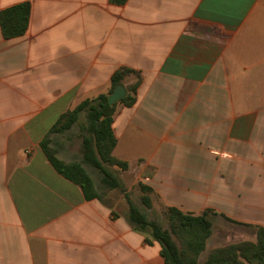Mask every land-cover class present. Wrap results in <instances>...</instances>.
I'll return each instance as SVG.
<instances>
[{
  "label": "crops",
  "instance_id": "obj_1",
  "mask_svg": "<svg viewBox=\"0 0 264 264\" xmlns=\"http://www.w3.org/2000/svg\"><path fill=\"white\" fill-rule=\"evenodd\" d=\"M22 2L26 33L0 25V264H166L124 192L93 178L102 197L87 200L41 148L122 67L135 101L115 102L113 155L129 166L112 170L128 192L142 181L162 209L264 226V0H0V12Z\"/></svg>",
  "mask_w": 264,
  "mask_h": 264
},
{
  "label": "trees",
  "instance_id": "obj_2",
  "mask_svg": "<svg viewBox=\"0 0 264 264\" xmlns=\"http://www.w3.org/2000/svg\"><path fill=\"white\" fill-rule=\"evenodd\" d=\"M127 1L111 0L119 5ZM31 11L30 2H22L3 9L0 12V25L4 37L11 39L24 35L29 27ZM131 73L136 71L129 67H122L115 71L112 75L110 94ZM137 85H131L127 89L134 92ZM108 97V94H101L98 97L86 99L74 109L63 113L41 142L44 154L59 174L81 187L87 200L100 199L102 197L100 189L105 191L117 188L124 191L130 223L134 229L150 233L159 242L166 264H199L200 255L205 251L213 233V221L210 215L214 211L206 210L195 214L175 206H168L164 209L168 219V225L165 226L157 220L150 219L146 212L131 199L123 181L112 170L115 165L124 170L129 165L128 162L113 155L117 144V137L113 130L116 103L110 105ZM121 101L131 105L135 97L129 93ZM83 113L86 115L85 122L81 125L83 162L98 170L101 175L100 189L96 187L92 175L82 163L64 161L58 157L57 151L51 146V135L70 130L80 122ZM139 186L142 203L147 208H151L153 189L143 182H139ZM226 219L254 229L256 241L245 240L215 247L210 250L203 264H264V226Z\"/></svg>",
  "mask_w": 264,
  "mask_h": 264
},
{
  "label": "rangeland",
  "instance_id": "obj_3",
  "mask_svg": "<svg viewBox=\"0 0 264 264\" xmlns=\"http://www.w3.org/2000/svg\"><path fill=\"white\" fill-rule=\"evenodd\" d=\"M85 119L86 115L83 114L80 122L73 126L70 130H66L58 134H52L51 146L57 151L58 157L65 159L66 162L76 161L82 163L100 186L101 175L98 170L83 162V155L81 152L83 132L81 131V125L85 122ZM124 179L127 184L133 181L128 175H125ZM118 192L123 193L124 191L119 189ZM128 193L129 195L131 193V199L142 207L150 219L157 220L165 226L168 225V219L164 214V209H162V204L160 203L158 197H156V200L154 201L155 203L153 202L152 207L147 208L141 201L142 193L139 183H137L131 192ZM218 203L221 204V202ZM210 216L214 224L213 234L208 240L205 251H203L200 255L199 264H203L210 250L215 247L245 240L256 241L257 237L254 229L233 223L220 215H214V213Z\"/></svg>",
  "mask_w": 264,
  "mask_h": 264
},
{
  "label": "water",
  "instance_id": "obj_4",
  "mask_svg": "<svg viewBox=\"0 0 264 264\" xmlns=\"http://www.w3.org/2000/svg\"><path fill=\"white\" fill-rule=\"evenodd\" d=\"M126 96V88L123 84H118L112 94L109 95L108 101L110 105H113L118 100Z\"/></svg>",
  "mask_w": 264,
  "mask_h": 264
}]
</instances>
